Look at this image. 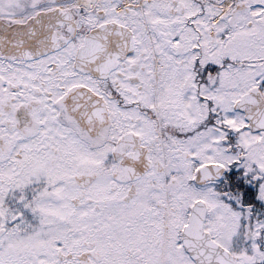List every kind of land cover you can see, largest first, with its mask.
Listing matches in <instances>:
<instances>
[{
  "label": "snow or ice",
  "instance_id": "obj_1",
  "mask_svg": "<svg viewBox=\"0 0 264 264\" xmlns=\"http://www.w3.org/2000/svg\"><path fill=\"white\" fill-rule=\"evenodd\" d=\"M0 264H264V0H0Z\"/></svg>",
  "mask_w": 264,
  "mask_h": 264
}]
</instances>
